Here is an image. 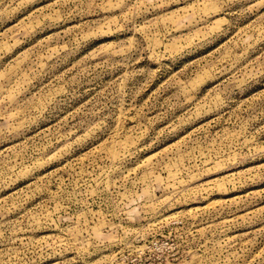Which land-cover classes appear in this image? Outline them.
Returning <instances> with one entry per match:
<instances>
[{"label":"rangeland","instance_id":"1","mask_svg":"<svg viewBox=\"0 0 264 264\" xmlns=\"http://www.w3.org/2000/svg\"><path fill=\"white\" fill-rule=\"evenodd\" d=\"M0 264H264V0H0Z\"/></svg>","mask_w":264,"mask_h":264}]
</instances>
